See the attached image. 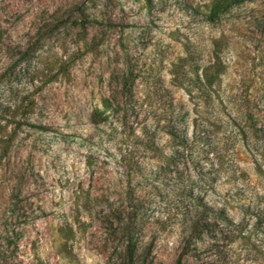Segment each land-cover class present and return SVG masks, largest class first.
Instances as JSON below:
<instances>
[{
    "label": "rangeland",
    "instance_id": "1",
    "mask_svg": "<svg viewBox=\"0 0 264 264\" xmlns=\"http://www.w3.org/2000/svg\"><path fill=\"white\" fill-rule=\"evenodd\" d=\"M128 205L145 264H264V0H0V264H115Z\"/></svg>",
    "mask_w": 264,
    "mask_h": 264
},
{
    "label": "trees",
    "instance_id": "2",
    "mask_svg": "<svg viewBox=\"0 0 264 264\" xmlns=\"http://www.w3.org/2000/svg\"><path fill=\"white\" fill-rule=\"evenodd\" d=\"M89 119L91 122H98L103 119V115L101 111L97 109H93L90 112ZM174 137H183V134H179V132L171 131L169 132ZM178 146H175L173 152L177 155L183 156L186 158L185 145L183 144L182 139L177 142ZM200 176L197 175V178ZM135 209L132 205H128L127 208V217L122 221V225L120 227L124 239L123 244L118 249L117 254L118 258L115 260V264H145V254H144V245L137 240L134 236V230L137 223L135 217ZM213 213L212 206L202 200L201 197H194L191 199L190 209L188 210V217L183 223L182 232H181V241L186 250V247L189 243H195L197 239H201V233L203 229L206 227L207 222H209L210 215ZM220 218L225 221V223H234L233 220L227 216L224 209L220 210ZM148 248L146 247V250ZM178 257L176 264H178Z\"/></svg>",
    "mask_w": 264,
    "mask_h": 264
}]
</instances>
